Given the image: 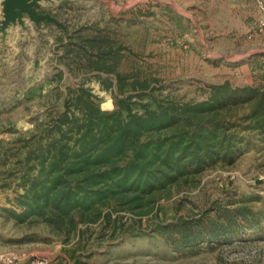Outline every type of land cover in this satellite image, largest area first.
<instances>
[{
    "label": "rangeland",
    "instance_id": "1",
    "mask_svg": "<svg viewBox=\"0 0 264 264\" xmlns=\"http://www.w3.org/2000/svg\"><path fill=\"white\" fill-rule=\"evenodd\" d=\"M39 10L65 27L47 20L37 26L27 15L28 28L11 26L10 39L0 44V253L46 255L50 264H264V139L249 117L256 100L217 117L238 138L234 162L207 168L143 209L113 203L104 209L110 217L79 223L71 234L39 215L19 220L11 212L22 211L17 202L26 191V174L38 172L29 169L34 163L25 160V144L43 136L38 126L57 119L68 86L89 88L103 110H113L117 97L131 96L136 111L156 108L154 99L205 102L212 86L226 83L264 90V36L257 33L256 5L44 0ZM93 37L112 46L103 62L113 70L90 66L85 52L100 59L87 42ZM120 75L128 84L124 90ZM135 80L149 81L147 95H138L141 90L130 85ZM184 222L202 238L184 243V232L176 229Z\"/></svg>",
    "mask_w": 264,
    "mask_h": 264
},
{
    "label": "trees",
    "instance_id": "2",
    "mask_svg": "<svg viewBox=\"0 0 264 264\" xmlns=\"http://www.w3.org/2000/svg\"><path fill=\"white\" fill-rule=\"evenodd\" d=\"M100 59L85 52L94 69L113 70L104 61L112 46L99 37L87 39ZM69 47V45H68ZM108 49V50H107ZM68 53L73 51L68 49ZM120 90L127 87L119 76ZM143 97L148 80L131 82ZM212 97L197 104L154 99L156 108L134 110L131 96L116 98L113 110H103L84 86H68L65 108L50 126H38L43 136L28 140L26 162L38 172L25 176V193L18 197L19 220L41 216L68 234L79 223L110 217L104 209L113 203L141 208L219 163H232L240 149L232 125L219 113L241 102L256 100L253 127L264 139V90L212 86ZM220 120V121H219ZM184 224V225H183ZM183 242L193 244L202 235L185 225ZM217 235L214 233L212 236Z\"/></svg>",
    "mask_w": 264,
    "mask_h": 264
},
{
    "label": "water",
    "instance_id": "3",
    "mask_svg": "<svg viewBox=\"0 0 264 264\" xmlns=\"http://www.w3.org/2000/svg\"><path fill=\"white\" fill-rule=\"evenodd\" d=\"M44 0H1L3 7V19L0 23V32L6 38L10 27L20 24L24 29L28 28L27 15L37 26L45 20L65 27V24L57 16L50 12H40L39 7Z\"/></svg>",
    "mask_w": 264,
    "mask_h": 264
},
{
    "label": "built area",
    "instance_id": "4",
    "mask_svg": "<svg viewBox=\"0 0 264 264\" xmlns=\"http://www.w3.org/2000/svg\"><path fill=\"white\" fill-rule=\"evenodd\" d=\"M261 12L257 23V33L264 36V0H251ZM0 264H50L46 255L28 257L26 253L7 251L0 253Z\"/></svg>",
    "mask_w": 264,
    "mask_h": 264
},
{
    "label": "crops",
    "instance_id": "5",
    "mask_svg": "<svg viewBox=\"0 0 264 264\" xmlns=\"http://www.w3.org/2000/svg\"><path fill=\"white\" fill-rule=\"evenodd\" d=\"M9 31H10V32H8V35H7L6 38H4L3 35H2V33L0 32V44L5 43V42H8V39H10V37H11V29H9ZM9 68H10V67L8 66V68L4 67V68H2L1 70H2V72H8V69H9ZM12 91H13V90H12ZM12 94H13V92H12Z\"/></svg>",
    "mask_w": 264,
    "mask_h": 264
}]
</instances>
